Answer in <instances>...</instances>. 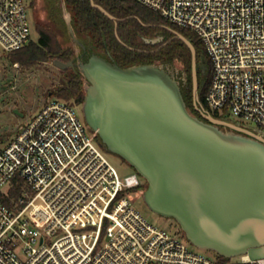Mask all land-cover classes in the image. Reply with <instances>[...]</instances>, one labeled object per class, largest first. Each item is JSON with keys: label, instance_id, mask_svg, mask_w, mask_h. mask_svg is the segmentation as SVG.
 <instances>
[{"label": "built area", "instance_id": "obj_1", "mask_svg": "<svg viewBox=\"0 0 264 264\" xmlns=\"http://www.w3.org/2000/svg\"><path fill=\"white\" fill-rule=\"evenodd\" d=\"M195 32L212 62L204 107L264 133V0H137ZM25 0H0V53L26 46ZM253 124V125H251ZM22 192L7 205L14 178ZM107 152L58 97L0 147V264H264L243 254L220 261L190 248L135 205Z\"/></svg>", "mask_w": 264, "mask_h": 264}, {"label": "water", "instance_id": "obj_2", "mask_svg": "<svg viewBox=\"0 0 264 264\" xmlns=\"http://www.w3.org/2000/svg\"><path fill=\"white\" fill-rule=\"evenodd\" d=\"M91 3L117 27L114 15ZM169 29L191 50L194 104L207 121L189 110L179 81L164 63L122 67L110 54L92 52L78 64L88 81L81 104L85 122L107 151L146 180L142 197L147 206L174 218L194 246L226 258H262L264 133L217 119L205 109L196 48L185 35ZM162 39L144 38L152 44ZM53 63L62 70L75 67L73 60L56 58Z\"/></svg>", "mask_w": 264, "mask_h": 264}, {"label": "trees", "instance_id": "obj_3", "mask_svg": "<svg viewBox=\"0 0 264 264\" xmlns=\"http://www.w3.org/2000/svg\"><path fill=\"white\" fill-rule=\"evenodd\" d=\"M59 1L62 10L65 8L72 16L74 32L87 46L90 54L96 52L106 57L110 54L114 62L122 67L144 63H164L170 67L179 81L184 98L192 100V53L187 44L169 27L185 35L192 41L197 51L199 96L201 102L205 104L212 66L205 45L195 32L169 22L161 13L146 7L137 0H94L118 19L117 27L114 20L92 5L91 0ZM55 23L58 24L57 27H65L61 20ZM36 28L39 32L38 40L31 38L23 48L9 52L12 62L30 66L56 58L64 61L74 59L76 56L74 48L63 45L53 26L37 22ZM160 35H163V39L155 44L144 40V38H154ZM176 60L183 65L180 73L175 72L173 67ZM205 66L206 72H203L202 67ZM64 72L67 73L66 84L60 87L55 95L81 105L85 98L83 73L80 69H67ZM96 139L102 148L109 152L101 144L97 134ZM22 186V179L14 178L10 196L5 195L3 198L7 205H12V198L21 195ZM145 189L146 184L139 183L129 188L128 191L132 199L136 201ZM219 258L220 261L227 260L222 255H219Z\"/></svg>", "mask_w": 264, "mask_h": 264}, {"label": "rangeland", "instance_id": "obj_4", "mask_svg": "<svg viewBox=\"0 0 264 264\" xmlns=\"http://www.w3.org/2000/svg\"><path fill=\"white\" fill-rule=\"evenodd\" d=\"M25 4L31 23V37L34 40L39 38L37 22L44 23L57 30L64 46H72L76 55L80 53L79 46L72 40L75 33L72 16L65 8L62 10L59 0H25ZM54 20L57 22L61 20L67 28L57 27L58 24ZM207 56L211 62L210 56ZM173 67L177 73L183 70V65L178 60L174 62ZM66 74L53 63V59L26 66L19 62H12L9 53H0V147L8 144L18 133L19 126L29 122L47 100L58 97L55 93L66 84ZM87 85L88 81L85 78V90ZM15 109H18V112ZM77 111L84 119L81 105H77ZM107 154L125 183L141 182L147 186L146 180L131 165L116 154L110 152ZM135 205L150 221L164 226L171 232L180 231L181 227L174 218L153 212L142 196L135 201ZM187 242L191 249L202 252L210 258L218 256L214 250L200 249L189 240Z\"/></svg>", "mask_w": 264, "mask_h": 264}, {"label": "flooded vegetation", "instance_id": "obj_5", "mask_svg": "<svg viewBox=\"0 0 264 264\" xmlns=\"http://www.w3.org/2000/svg\"><path fill=\"white\" fill-rule=\"evenodd\" d=\"M70 30V29H69ZM74 35H75V37L80 41V42H82L78 37H77V35L74 33ZM160 36H162L163 37V35H160ZM72 40H73V42L76 44V45H78L79 46V48H80V53L79 54H77L75 57H74V59H71V60H73L74 61V63H75V67H69V68H67V69H73V70H79L80 69V67L78 66V64H80L81 62H84V61H86L87 59H88V57H89V55H90V52L88 51V48H87V46H86V49H84L81 45H80V43L79 42H77V41H75V39L73 38V36H72ZM83 43V42H82ZM84 44V43H83ZM89 53V54H88ZM107 57H109V56H107ZM205 68H206V66L205 67H202V70H203V72H206L205 71ZM67 69H65V70H67ZM64 70V71H65ZM192 93H193V89H192ZM186 98V97H185ZM186 102H187V105H188V108H189V110L194 114V115H197L198 117H200L201 119H204V120H206V118L205 117H203V115H202V113L197 109V107L195 106V104H194V98H193V96H192V100L191 99H187L186 98ZM206 109V108H205ZM207 110V109H206ZM215 118H217V119H220V120H225V119H222V118H220V117H218L217 115H215V114H213V113H211ZM207 121V120H206ZM226 121H228V120H226ZM220 128H222V129H224V130H231L229 127H227V126H223V125H220L219 126ZM139 183H141V182H138V184Z\"/></svg>", "mask_w": 264, "mask_h": 264}]
</instances>
